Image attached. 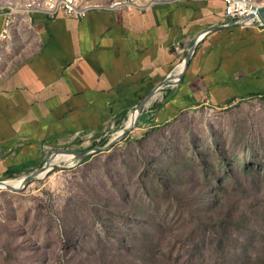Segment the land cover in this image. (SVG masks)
I'll return each instance as SVG.
<instances>
[{
    "label": "rangeland",
    "instance_id": "1",
    "mask_svg": "<svg viewBox=\"0 0 264 264\" xmlns=\"http://www.w3.org/2000/svg\"><path fill=\"white\" fill-rule=\"evenodd\" d=\"M123 128L63 144L68 153H49L25 187H0V264H264V95L190 108L118 139ZM101 137L113 146L75 153Z\"/></svg>",
    "mask_w": 264,
    "mask_h": 264
},
{
    "label": "crops",
    "instance_id": "2",
    "mask_svg": "<svg viewBox=\"0 0 264 264\" xmlns=\"http://www.w3.org/2000/svg\"><path fill=\"white\" fill-rule=\"evenodd\" d=\"M224 7L123 2L92 5L81 19L27 8L7 27L0 15V180L37 169L63 144L127 127L148 96L139 129L264 95V24L226 23Z\"/></svg>",
    "mask_w": 264,
    "mask_h": 264
},
{
    "label": "built area",
    "instance_id": "3",
    "mask_svg": "<svg viewBox=\"0 0 264 264\" xmlns=\"http://www.w3.org/2000/svg\"><path fill=\"white\" fill-rule=\"evenodd\" d=\"M224 3L226 23L250 25L257 19L254 15L255 6L249 5V0H224ZM30 6L32 9L44 11L50 17L61 13L68 17L81 19L87 12V2L83 0H41L31 3ZM0 15H5V26H9V21L13 19L12 11L7 6L0 5ZM0 34L6 35V30Z\"/></svg>",
    "mask_w": 264,
    "mask_h": 264
},
{
    "label": "water",
    "instance_id": "4",
    "mask_svg": "<svg viewBox=\"0 0 264 264\" xmlns=\"http://www.w3.org/2000/svg\"><path fill=\"white\" fill-rule=\"evenodd\" d=\"M254 15L258 18V20H260L262 22V24H264V3H261L259 4L258 6H255L254 7ZM192 46H193V43L191 45V51H192ZM188 56L186 57L185 61H184V66L187 64L188 62ZM150 96L146 97L145 99H143L136 107V112H137V115L135 117V121L133 122L132 125L130 126H127L125 127L123 130H121L119 136H118V139L124 137L129 131L130 129L136 125L137 123V119H138V115H139V112L144 104V102L149 98ZM117 139V138H116ZM114 141L115 139H112L110 141H108L106 144L102 145V146H94L93 148L91 149H88V150H82V151H79V152H75L77 155H79L80 157L84 158L86 157L87 155L93 153V152H102V151H106L108 150L109 148H111L114 144ZM58 152H63V153H68V151H65V150H59ZM50 159V156L49 158H47V160L45 161L44 165H42L41 167H38L37 169L33 170L30 174H28L26 177H25V185H27L33 177H35L38 173H41V172H45L47 171V164H48V161ZM4 180H0V185L1 184H4ZM24 185V187H25ZM6 188L8 189H11V190H15L14 187L10 186V185H6Z\"/></svg>",
    "mask_w": 264,
    "mask_h": 264
},
{
    "label": "bare ground",
    "instance_id": "5",
    "mask_svg": "<svg viewBox=\"0 0 264 264\" xmlns=\"http://www.w3.org/2000/svg\"><path fill=\"white\" fill-rule=\"evenodd\" d=\"M249 5H252V6H258L259 4H256V3H254V2H252L251 0H249ZM91 6H89V5H87V10L90 8ZM26 8L25 7H22V8H20V9H18V10H25ZM11 22L12 21H9V25L11 24ZM2 37H5V34H0V39L2 38ZM180 68V67H179ZM171 76V75H170ZM175 76V75H174ZM178 76V75H177ZM179 77V76H178ZM174 78V77H173ZM177 78V77H176ZM175 79V78H174ZM173 80V79H172ZM136 115H137V112H136V110L134 111V112H132V113H130V115H129V117L126 119L127 121H126V125L127 126H130V125H132L133 124V122L135 121V117H136ZM125 125V126H126ZM121 131V130H120ZM118 134H120V132H118ZM117 135V134H116ZM69 156H71V155H69ZM54 158V157H53ZM69 159V158H68ZM57 160V159H56ZM62 160V159H61ZM64 160V159H63ZM6 185H10V186H12V187H14L15 189H18V190H20V189H22L23 187H24V185H25V179L24 178H21V179H19V180H12V181H5L4 182V184H1L0 185V187L1 188H6Z\"/></svg>",
    "mask_w": 264,
    "mask_h": 264
},
{
    "label": "trees",
    "instance_id": "6",
    "mask_svg": "<svg viewBox=\"0 0 264 264\" xmlns=\"http://www.w3.org/2000/svg\"><path fill=\"white\" fill-rule=\"evenodd\" d=\"M104 140H105V139H102V140H101V141H99V142H100V143H102V144H104V142H105Z\"/></svg>",
    "mask_w": 264,
    "mask_h": 264
}]
</instances>
